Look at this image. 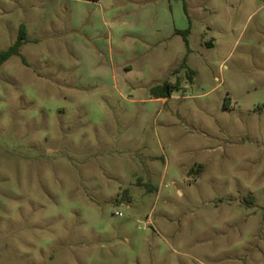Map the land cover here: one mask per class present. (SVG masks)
<instances>
[{"label": "rangeland", "instance_id": "obj_1", "mask_svg": "<svg viewBox=\"0 0 264 264\" xmlns=\"http://www.w3.org/2000/svg\"><path fill=\"white\" fill-rule=\"evenodd\" d=\"M22 25L0 264H264V0H0V51Z\"/></svg>", "mask_w": 264, "mask_h": 264}, {"label": "trees", "instance_id": "obj_2", "mask_svg": "<svg viewBox=\"0 0 264 264\" xmlns=\"http://www.w3.org/2000/svg\"><path fill=\"white\" fill-rule=\"evenodd\" d=\"M179 34H183L184 37L188 34V31L185 32H179ZM185 39V38H184ZM27 40V32H26V27L24 25H22L20 27V31H19V35L18 38L16 40V42L10 46L9 48H7L6 50H2L0 51V66L5 63L6 61H8L12 56L14 55H20V49L21 47L25 44ZM186 44H188L187 40L185 39ZM183 67L186 66V64L184 63L182 65ZM194 72L193 71H189L188 72V77L190 80H192V76H193ZM179 86V83H169V82H165L162 85H159L157 87H155V90L158 92L157 94H159L160 96L158 98H166L171 96L172 92Z\"/></svg>", "mask_w": 264, "mask_h": 264}, {"label": "built area", "instance_id": "obj_3", "mask_svg": "<svg viewBox=\"0 0 264 264\" xmlns=\"http://www.w3.org/2000/svg\"><path fill=\"white\" fill-rule=\"evenodd\" d=\"M116 214H117V215H120V213H119V212H117Z\"/></svg>", "mask_w": 264, "mask_h": 264}]
</instances>
